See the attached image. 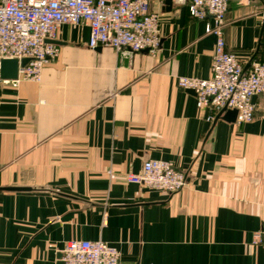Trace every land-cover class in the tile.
<instances>
[{"label":"crops","instance_id":"crops-1","mask_svg":"<svg viewBox=\"0 0 264 264\" xmlns=\"http://www.w3.org/2000/svg\"><path fill=\"white\" fill-rule=\"evenodd\" d=\"M150 10L153 55L90 49L88 27L62 25L38 82L0 81V264H62L65 243L99 240L122 264H264V96L250 122H207L177 78L210 77L215 37L183 6ZM223 37L244 68L264 62V0H228ZM147 159L184 188L127 182Z\"/></svg>","mask_w":264,"mask_h":264},{"label":"built area","instance_id":"built-area-1","mask_svg":"<svg viewBox=\"0 0 264 264\" xmlns=\"http://www.w3.org/2000/svg\"><path fill=\"white\" fill-rule=\"evenodd\" d=\"M163 2L165 0H158ZM183 6L195 20L205 22V33L215 37L210 77H178L177 86L193 91L196 106L209 110L211 123L225 110L236 111V123L250 122L252 98L264 96V62L251 61L245 70L225 48L223 26L228 0H171ZM151 0H0V62L28 59L18 67L17 78L1 82L17 86L20 81L40 80L45 64L55 60V41L62 25L86 26L90 49L109 47L121 58L159 47V16L150 10ZM49 41V42H48ZM111 176L112 172L108 171ZM125 180L172 195L182 190L186 175L170 161L147 159L140 173H127ZM264 242V224L252 243ZM62 264H122L119 251L103 241H69L61 250Z\"/></svg>","mask_w":264,"mask_h":264},{"label":"water","instance_id":"water-1","mask_svg":"<svg viewBox=\"0 0 264 264\" xmlns=\"http://www.w3.org/2000/svg\"><path fill=\"white\" fill-rule=\"evenodd\" d=\"M165 5L170 6L171 5V0H165L164 1ZM49 42V41H48ZM54 44H58L56 41H50ZM28 62V59H23L20 61V64L18 63L17 60L13 59V60H2L0 62V79L2 80H14L17 78V71H18V67L20 65V67H23L26 65V63ZM250 62L246 65V67L244 68L245 70L249 67ZM193 93V91H190ZM254 97L252 98L253 101ZM236 111L235 110H225L223 109L222 111H220L217 116L215 117V121L217 119H222L225 120L227 122H234L236 120ZM6 190L9 191H25L27 190L26 188H6ZM61 257V254H60Z\"/></svg>","mask_w":264,"mask_h":264}]
</instances>
